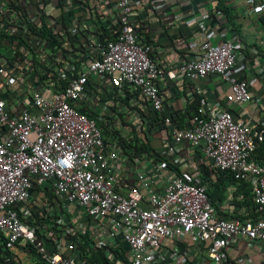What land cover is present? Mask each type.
Here are the masks:
<instances>
[{
  "label": "built area",
  "instance_id": "built-area-1",
  "mask_svg": "<svg viewBox=\"0 0 264 264\" xmlns=\"http://www.w3.org/2000/svg\"><path fill=\"white\" fill-rule=\"evenodd\" d=\"M244 1V14L264 17V0ZM114 9L117 21L112 39H91L95 57L65 63L63 68L67 69L57 72V79L65 81L60 89L49 79L39 82L29 73L34 79L28 89L30 109L14 112L0 98V234L9 247L26 242L46 264H88L79 260L75 243L69 239V226L58 238L47 234L49 248L13 210L29 201L35 187H46L62 201L68 214L80 210L101 222L106 236L120 237L130 264H231L227 260L229 250L238 242H246L249 248L264 245V163L251 158L264 141V127L237 120L232 108L253 99L248 82L233 75L244 70L246 54L237 41L217 37L204 26L212 19L206 11L194 17L203 37L201 43L189 42L193 52L165 74L151 56L153 47L142 42L135 31L133 0H116ZM218 18L226 20L222 14ZM4 28L0 23L1 33ZM69 29L73 35L75 30ZM45 43L32 42L30 48L50 59L58 46ZM262 46L264 37L256 42V47ZM250 51L258 52L257 48ZM0 61V77L5 84V79L12 85L24 81L27 66L7 78L8 62L4 57ZM164 75L188 82L218 76L227 89L223 102L209 101L197 89L200 99L188 127L173 126L170 117H161L165 105L159 83ZM91 79L103 87L138 91L152 116L170 127L161 153L164 159L153 167L154 174L136 172L132 183L119 187L122 145L107 151L97 124L112 105L100 98L104 95L101 88L98 94L89 88ZM81 104L97 109V117H87L78 107ZM184 149L200 151L210 169L232 173L239 182L248 184L249 194H237L235 200L253 203L262 211L259 218H220L199 170L181 168ZM168 164L178 167L179 172L165 175ZM159 176L164 177L160 191L154 186V178ZM78 230L85 234L84 225L78 224ZM165 242L198 247L199 257L168 249Z\"/></svg>",
  "mask_w": 264,
  "mask_h": 264
},
{
  "label": "crops",
  "instance_id": "crops-1",
  "mask_svg": "<svg viewBox=\"0 0 264 264\" xmlns=\"http://www.w3.org/2000/svg\"><path fill=\"white\" fill-rule=\"evenodd\" d=\"M45 1H48L47 10L50 11V13L62 12L64 13L65 18L74 16L81 27H84L83 25H85L89 30L87 35L94 30L92 20L95 15L102 16L105 22L109 24V27L116 26L117 12L114 9L116 0H63V2H61L62 8L60 10L55 6L57 0ZM215 1L216 0H133L134 20L138 26L137 29L141 28V33L138 37L142 42H148L147 44L153 47L152 58L160 65L165 74L173 70L179 62L185 61L191 54V51L193 52V49H189V42H194L196 44L201 43L203 37L200 33L199 25L194 22V17L199 13H204L206 11H209L211 14L210 8L214 5ZM224 3H226L225 5L227 7L232 9L231 15L233 20H228V22H226V20H220L217 16L213 17L211 14L212 19L208 23H205L204 26H207L208 30L213 31L217 37L219 36L222 37V39L237 41L242 47V51L245 52L246 60L243 63L244 70L242 73H233V75L245 79L248 82L253 99L248 104L232 107L234 117L237 120L246 123L259 124L264 127V46L256 47L257 40L260 37H264V17L244 14V0H224ZM158 4L162 6L160 10L156 8ZM90 38L96 40L97 34H91ZM251 48H257V54L252 53L250 51ZM1 55H7L4 53L3 49L0 52V56ZM25 73H27V76L24 77V81L19 85L9 84L6 79L5 81L7 84H5L3 82V77H0V98L4 99L8 108L14 112H18V110L23 107L28 109L31 107L28 89L32 86L34 79L28 71H25ZM90 82L94 83L93 88L98 85L100 86L101 84L97 79H91ZM159 85L165 105L164 113L167 117L176 120L178 126H186V123L188 124V120L194 111L191 109V105L195 100L194 98L197 96V89L202 91V94L207 100H219L222 102L227 90L226 85L215 75L208 76L205 79L196 82H188L179 77L169 79L164 75L160 80ZM102 87L103 85H101L99 89H102ZM123 89L124 88H121V90L117 91L115 96V99H118V105L121 100H126L130 105L133 103L136 104L135 101H139L141 102L139 107L145 109L146 105L144 99L139 98L141 97L139 94V97L135 99V90L126 88L127 90L124 93L122 91ZM105 100L107 101V104L111 105V100ZM78 107L80 110L81 108H84L85 112H98L97 109L90 107L87 104H81ZM110 112L111 111L106 112V117L111 119L108 121L109 134L104 138L105 144L109 148L107 151H111L112 148L118 146V139L112 137L114 131L112 129L116 127V116H110ZM119 112L128 113V109L124 107L121 108ZM134 120L135 115H131L130 123H133ZM166 138L167 135L164 130L159 131V129H156L151 138L150 146L152 152L148 155L142 153V155H138L135 158H129L128 155L121 152V159L118 163V167L120 168L119 187L124 188L127 184L132 183L136 172L140 171L147 175L154 174L152 170L156 164L152 162L151 156H153L155 152L158 154L162 153ZM181 157L184 159L181 168L185 170H191L196 167L200 171V166L202 164H207V161L205 162L203 160L200 151L195 152L190 149H184L181 153ZM201 161L203 163H201ZM169 173L170 172L167 171L164 174L168 175ZM154 179L155 188L159 191L162 190L164 187V177L159 176ZM41 190L45 189L41 188ZM230 191L233 193L232 200L229 201L228 196L231 193ZM240 193L242 192H238L237 185L229 186L226 189L224 199L217 200L214 203L218 206L222 214L231 215V218L234 217L241 219V216L244 217L242 220L259 218L261 212L254 217L258 211L252 210V206H246L245 202L235 200L236 195ZM42 196L43 194H38V190H36L35 187L32 191L30 200L36 203H41L46 195ZM233 201L239 202L242 205L235 206ZM58 204L59 203L56 201V205ZM43 206L47 207L48 211L52 212V205ZM22 207L24 206H19V210L22 209ZM71 215V220L76 222L77 226L78 224H86L88 230L92 232V234H96V246L101 248H114L115 254L109 256L111 262L122 264L121 261L117 260L116 256L120 250L119 247L125 252L127 251V248L120 237L112 238L106 236L104 234L103 224L86 217L80 210H75ZM20 219L24 225L35 230L38 229L44 239H46L48 233L53 234L55 229L59 230V228L64 225L65 226L61 229L65 230L66 227H68L64 223L65 220L63 217L58 218L55 221V225H50L48 222H44L43 227L37 225L31 226L29 224L34 223L35 220L30 214H28V211L23 212ZM41 234L39 235L41 236ZM54 236L57 237L59 235L53 234V237ZM0 244L2 243L0 242ZM46 244L49 248H52L49 241ZM164 246H168V249H178L179 252H187L192 258L196 257L195 259H198L197 257H199L200 249H198V247H187L186 244L180 243L168 244L167 242H165ZM24 247V243L19 242L12 247L8 246L7 252L11 254L12 259L19 264H37V254L35 252H30L28 248ZM75 252L78 254L79 260H84L86 262L85 259H80L81 257L76 250V246ZM161 254H163V252ZM5 256L6 255L2 253L0 259L5 261ZM228 256L232 259L231 264H264V245L258 244L257 247L249 248L247 247L246 242L243 243L240 241L235 246L231 247ZM1 261L2 260H0V264H2ZM3 264H12V262L6 260Z\"/></svg>",
  "mask_w": 264,
  "mask_h": 264
},
{
  "label": "trees",
  "instance_id": "trees-1",
  "mask_svg": "<svg viewBox=\"0 0 264 264\" xmlns=\"http://www.w3.org/2000/svg\"><path fill=\"white\" fill-rule=\"evenodd\" d=\"M46 4L47 3L45 0H0V23H3L5 26L4 31L2 33L0 32V52L3 49L4 53L7 54L6 56L1 55L2 57L6 58L8 62L6 68L7 78L8 76L15 77L19 70H22L23 67L27 66L29 68L28 72L35 74L39 82L49 79V82L55 84L56 89H60L65 81H59L57 79V72L64 67L65 63H74V59H84L85 57L92 59L94 54L90 49L92 42L90 38L91 34H97V41L105 42L106 40L112 39L111 33L116 26L109 27V24L105 22L102 16L95 15L92 20L94 30H92L91 33L89 32L87 35L89 30L85 25H83L84 27H81L79 22H77L76 19H73L74 16L65 18V15L61 12H59L58 15H55V13H50V11L47 10ZM225 4L226 3H224V0H216L214 5H212L210 8V12L213 17H218V14H222L225 17L226 22H228V20L232 21V9L227 7ZM32 17H35V19L30 21V18ZM54 20L55 22L52 23ZM71 27L75 30L73 35L70 33L71 29L69 28ZM135 31L139 36L141 33V28L137 30L135 29ZM36 41L46 42V45L51 42L58 46V51L54 54L55 57L50 56V59L49 57L43 58L41 53L38 54V52H36V49H31L30 45L32 42ZM65 69L63 68V70ZM58 83H60V85H58ZM93 84V82H89V88L97 94L102 93L98 92V86L93 88ZM119 90L121 89H113L110 86H105L102 87L104 95L102 97L100 96L101 99L111 100L110 103L112 106L110 116H116V118H118V121L115 122L116 127L112 129L114 130L112 137L118 139V144L122 145L123 152L128 155L129 158H135L138 155H142V153L148 155L150 152H152L150 145L151 138L155 133V130H164L166 133L167 129L170 127L164 125L160 117L152 116V113L148 108L145 107V109H141V107H139L141 102L139 101H135L136 104L133 103L130 105V103L126 100H121L120 104L118 105V99H115V96ZM126 90L127 89L124 88L122 91L125 93ZM135 92V99H137L139 97V93L138 91ZM194 99L195 100L191 105L192 110H195L197 107L200 96L197 95ZM124 107L128 109V113L119 112V110ZM81 111L89 118L95 119L97 117L96 112H85L84 108H81ZM164 112L161 117L166 116ZM106 114L107 113H105L102 120L97 122L99 128L102 130L103 138H106V136L109 134L108 121L111 120L110 118L106 117ZM131 115H135V120L133 123H130ZM171 124L173 126L179 127L180 129H185V127H188L187 123L186 126H178L177 121L174 119H171ZM151 158L152 162L157 164L160 160L164 159V156L155 152ZM252 158L258 163H264V141L258 145L256 151L252 154ZM168 166V172H170L169 174H176L180 170L178 167L176 168L171 164H168ZM200 169L201 170L199 171V174L201 175L203 183L207 187V193L210 196L213 205L215 206L218 216L220 218L226 219L231 218V215L222 214L214 202L217 200H223L227 187L232 185H237L238 192L248 195V184L239 182L232 173L210 169L206 164H202ZM41 188H44L45 190H41ZM36 190H38V194L42 193L43 196L46 195V199L44 198L41 203H36L29 199V201L20 210L19 205L14 206L13 210L16 212V215L19 218H21V214H23V212L28 211V214H30L35 220L34 223L29 225L43 227L44 222H48L50 225H55V221L58 218L63 217L66 226H70V239L75 243L76 250L81 257L80 259H85L88 264H117L109 260V256L115 254L114 248H101L96 246V234H92V232H90L86 227V224H82L85 226V234L81 235L77 228L78 226L76 222L71 220L72 215L65 211L62 201L56 197L50 189L45 187H36ZM56 201L59 203V206L56 205ZM233 202L235 206L242 205L239 202ZM43 205H52V212L48 211L47 207ZM246 206H252V210L258 211L254 217H256L257 214H260L259 212H262L250 201L246 203ZM241 219H244V217L241 216ZM63 227L64 226L60 227L59 230L55 229L53 234L59 236L64 234V230L61 229ZM36 232L41 234L38 229ZM41 237L43 238L42 234ZM43 240H45V243L48 241L50 242V240H46L44 238ZM0 242L2 243L0 244V256L3 253L6 255L5 261L9 260L12 262V264H19L15 262L12 259V255L7 252L8 244L4 235L0 234ZM22 243H24V248H28L32 253L35 252L34 249L26 242ZM119 249L118 255L116 256L117 260L121 261L122 264H130L127 253L123 251L121 247H119ZM37 259V264H46L40 259L38 255ZM0 260H2V264L5 262L3 259ZM227 260L230 262L232 261L230 256H228Z\"/></svg>",
  "mask_w": 264,
  "mask_h": 264
},
{
  "label": "clouds",
  "instance_id": "clouds-1",
  "mask_svg": "<svg viewBox=\"0 0 264 264\" xmlns=\"http://www.w3.org/2000/svg\"><path fill=\"white\" fill-rule=\"evenodd\" d=\"M41 1H43V0H41ZM46 3L48 2V1H45ZM61 2H63V0H57L56 1V3H55V6H56V8L58 9V10H60L61 8H62V4H61ZM48 4H46V6H47ZM59 13V12H58ZM62 13V12H61ZM62 14H64V13H62ZM67 18V17H66ZM73 19H75L74 17H73ZM66 20V19H65ZM73 21V20H72ZM151 56H152V53H151Z\"/></svg>",
  "mask_w": 264,
  "mask_h": 264
},
{
  "label": "rangeland",
  "instance_id": "rangeland-1",
  "mask_svg": "<svg viewBox=\"0 0 264 264\" xmlns=\"http://www.w3.org/2000/svg\"><path fill=\"white\" fill-rule=\"evenodd\" d=\"M59 13L57 12V13H55V15H58Z\"/></svg>",
  "mask_w": 264,
  "mask_h": 264
}]
</instances>
